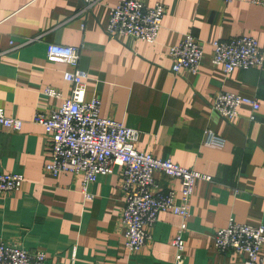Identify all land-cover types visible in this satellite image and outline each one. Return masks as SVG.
I'll list each match as a JSON object with an SVG mask.
<instances>
[{
    "label": "crops",
    "instance_id": "obj_1",
    "mask_svg": "<svg viewBox=\"0 0 264 264\" xmlns=\"http://www.w3.org/2000/svg\"><path fill=\"white\" fill-rule=\"evenodd\" d=\"M120 0H102L81 13L83 0H0V107L24 120L21 130L0 127V171L19 172L23 186L0 193V239L27 249L46 250L52 264H175L173 238L183 218L159 213L151 238L130 253L122 221L126 205L119 167L87 184L79 176L45 171L50 148L44 127L33 121L71 95L64 77L77 66L50 60V42L81 47L78 67L86 70V99L101 98V114L140 131L138 148L212 179L196 183L190 205L186 264H241L233 251L215 246L216 229L233 217L264 224V67L226 73L213 62L216 39L235 35L257 38L264 50V5L250 0H142L166 7L155 42L106 32L110 8ZM192 34L204 43L198 74H175L170 46ZM53 86L62 96L44 93ZM245 96L240 115L227 120L212 109L217 92ZM252 99L260 108L253 113ZM225 138L206 141V130ZM164 188L181 189L163 172Z\"/></svg>",
    "mask_w": 264,
    "mask_h": 264
},
{
    "label": "built area",
    "instance_id": "obj_2",
    "mask_svg": "<svg viewBox=\"0 0 264 264\" xmlns=\"http://www.w3.org/2000/svg\"><path fill=\"white\" fill-rule=\"evenodd\" d=\"M102 0H83L81 13ZM264 5V0H250ZM166 7L162 2L153 6L142 0H120L110 8L106 32L111 37L129 36L155 42L162 27ZM213 62L232 73L237 68H263L264 50L257 38L249 35H235L213 42ZM204 43L186 34L177 44L170 46L175 74H198L204 59ZM81 47L50 42L47 56L50 60H65L77 66L67 70L64 77L72 84L71 95L60 105L48 111H37L33 121L44 127L46 142L50 148V159L45 171L54 177L62 173L79 176L86 196H90L87 184L96 181L100 174H110L117 167L121 169V190L126 205L122 221L127 237L126 246L130 253L144 247L151 238L149 228L157 221L159 213L172 210L183 220L173 238L176 248L175 264H186V240L191 200L195 186L200 179H212L210 174L188 168L170 157H157L152 152L138 148L140 131L123 121L101 114L102 101L98 95L86 99V80L89 73L78 67ZM44 93L61 97L60 90L53 86L44 88ZM247 98L241 94L222 90L217 92L212 109L227 120L233 121L240 115V106ZM253 113L260 108L257 99H252ZM24 120L7 114L0 107V127L19 131ZM206 141L224 144L225 138L213 130H206ZM160 171L180 181L181 189L164 188L157 181L155 172ZM25 181L23 173L0 171V193L20 189ZM215 246L221 252L233 251L241 256V264H264V224L241 223L233 217L228 226L216 229ZM75 254V252H74ZM73 254L71 264H76ZM0 264H52L46 250L27 249L12 245L0 239ZM99 264H109L101 261Z\"/></svg>",
    "mask_w": 264,
    "mask_h": 264
}]
</instances>
